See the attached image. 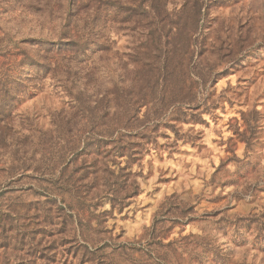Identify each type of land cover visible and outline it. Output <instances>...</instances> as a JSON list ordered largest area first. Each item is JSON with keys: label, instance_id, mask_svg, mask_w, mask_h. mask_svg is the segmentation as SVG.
<instances>
[{"label": "rangeland", "instance_id": "rangeland-1", "mask_svg": "<svg viewBox=\"0 0 264 264\" xmlns=\"http://www.w3.org/2000/svg\"><path fill=\"white\" fill-rule=\"evenodd\" d=\"M164 24L190 45L179 92L143 67ZM0 63L26 95L0 109V264H90L82 247L93 264H264V0H0ZM139 90L108 136L112 100ZM59 206L82 209L78 240Z\"/></svg>", "mask_w": 264, "mask_h": 264}, {"label": "trees", "instance_id": "trees-1", "mask_svg": "<svg viewBox=\"0 0 264 264\" xmlns=\"http://www.w3.org/2000/svg\"><path fill=\"white\" fill-rule=\"evenodd\" d=\"M154 16H155V19L158 18V16L156 15ZM149 35L152 41V44H151L152 48L151 49L147 48L146 54L150 56L151 60L154 61L155 63H153L152 65L144 64L143 67L147 68L149 71L155 70V72L152 73L149 77V81L152 83L151 85H157L159 81L167 82L168 79H169V83H171V79L173 78L174 73L177 72L178 76L180 77V83L178 82V85H177L178 92H179V89L181 90V51H182V55H185V56L190 55L189 54L190 45L188 44V42L184 43L183 46H181V27L179 28L176 27L175 29H173L172 26L169 25V27H167L164 24L161 26H156L153 29V31L149 33ZM165 38L167 39L169 38L171 42L166 41L165 43H162V40ZM49 59L53 60V58L49 57L48 55H45V57L41 59V61H36L38 62L37 67H39V70L43 72L44 74H47L53 71L54 69L50 63H47ZM27 61L32 62L29 57L27 58ZM40 62H43V63H40ZM11 63L15 65L14 61ZM153 66H157V67H153ZM9 67H12V65H10ZM5 72H8V68H5L4 64L0 63V109L6 108V110H9L13 104H17L20 102L21 100V98H19L20 95L22 96H26V95H24V93L19 90V87L21 86L20 82L14 81V83H11L10 85L9 76ZM7 85H9V87H7ZM172 88L173 90H175V87H172ZM79 95L81 97L79 99H75V101H77L78 103L82 102L81 98L83 94L79 93ZM123 97L124 99L122 100L120 99V97H116L115 99L112 100L113 105L115 104V108L120 109L122 111V117L117 123H115L114 130L106 131V134H108V136H111L116 128H122V129L129 128L130 120L131 118H134L133 116L135 112L134 105L144 100L146 95L142 94L141 90H139V92L135 94L133 98L131 99H129L130 98L129 92H126V94ZM173 98H175L174 95H173ZM120 101H122L123 103L122 105L119 104ZM99 102L97 103L96 107H92L94 110H97V109L99 110V107H98ZM98 110L96 111V113L98 112ZM105 113L106 112L101 113L100 111L102 118L105 117ZM95 117H98L101 119L99 114H95ZM6 128H7L6 126L0 124V129H6ZM73 144L74 143H71V146L69 145L68 147H66L65 150L67 152L75 154L78 152L79 148L77 149V146ZM71 188H72L71 189L72 192H76L75 196L78 199L77 201L83 203L82 198L79 195H77L79 193V189L73 186H71ZM47 202H49V200ZM61 204L66 206L64 204V201H61ZM66 208H67L68 214L65 212L63 207L61 206L57 207L58 212H60V214L62 213L63 215V217L62 215L59 217L61 218V220H63L61 223L62 230L63 232H65V228L67 225L72 226V228L74 229L73 230L74 234H75L74 240H78V237L76 235L80 227L78 225L79 223H77L78 218L80 216L78 212H80V210L82 209L79 208L77 209V211H75L76 213H74L70 209V207H66ZM82 249H83L82 256H85L87 258L86 262L93 264L92 260H94L96 253L93 251H90L87 247H82Z\"/></svg>", "mask_w": 264, "mask_h": 264}]
</instances>
